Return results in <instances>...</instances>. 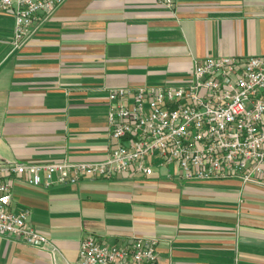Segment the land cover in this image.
<instances>
[{
  "label": "crops",
  "instance_id": "0c3cea01",
  "mask_svg": "<svg viewBox=\"0 0 264 264\" xmlns=\"http://www.w3.org/2000/svg\"><path fill=\"white\" fill-rule=\"evenodd\" d=\"M0 11V161H96L111 147L108 92L188 81L204 57L264 55V0H63L11 51ZM131 96L128 100H131ZM1 177L11 207L54 247L0 234V264H75L83 238H155L162 264H264V186L118 173L76 183Z\"/></svg>",
  "mask_w": 264,
  "mask_h": 264
},
{
  "label": "built area",
  "instance_id": "2783aa9c",
  "mask_svg": "<svg viewBox=\"0 0 264 264\" xmlns=\"http://www.w3.org/2000/svg\"><path fill=\"white\" fill-rule=\"evenodd\" d=\"M171 8L174 0H156ZM63 0H0V11L14 18L11 51L19 50ZM131 96V100L128 97ZM111 147L96 161L46 163L0 161V178L30 175L38 185L56 181L110 178L118 173L167 180H218L264 186V55L204 57L196 60L187 82L143 85L108 92ZM11 191L0 180V234L38 248L55 249L29 221V210L11 207ZM157 239L134 237L120 244L83 238L75 264H162Z\"/></svg>",
  "mask_w": 264,
  "mask_h": 264
},
{
  "label": "water",
  "instance_id": "95a60500",
  "mask_svg": "<svg viewBox=\"0 0 264 264\" xmlns=\"http://www.w3.org/2000/svg\"><path fill=\"white\" fill-rule=\"evenodd\" d=\"M50 179L56 180V174L55 173H52Z\"/></svg>",
  "mask_w": 264,
  "mask_h": 264
}]
</instances>
